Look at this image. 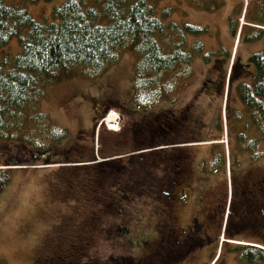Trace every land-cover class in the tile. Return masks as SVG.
I'll return each instance as SVG.
<instances>
[{
	"label": "rangeland",
	"instance_id": "obj_1",
	"mask_svg": "<svg viewBox=\"0 0 264 264\" xmlns=\"http://www.w3.org/2000/svg\"><path fill=\"white\" fill-rule=\"evenodd\" d=\"M64 1L7 0L20 2L38 20ZM166 7L173 8L167 21L204 29L198 36L185 35L188 50L199 40L203 51L193 52V74L177 81L174 92L147 109L137 106L138 56L126 50L96 76L74 71L47 87L40 110L49 115L46 122L65 132L63 140L41 135L30 121L22 139H0V167L17 163L7 166L10 181L0 193V264H44L57 253L67 260L61 264H128L129 259L130 264H247L228 246L241 241L239 234L235 239L221 234L184 256L162 259L156 243L172 226L173 234L183 237L194 217L203 222L220 196H229L233 181L240 186L264 178V129L249 125L250 110L238 94L241 79L252 83L256 74L249 57L264 50V33L252 38L264 32V0H160L158 14ZM236 22L242 26L235 35ZM6 51H20L17 38L0 57ZM207 76L214 81L201 90ZM187 104L192 108L181 136L186 144L162 146L160 131L147 125L156 127L164 107L174 113ZM163 150L173 161L182 156L173 200L162 188L154 189ZM215 151L222 161H214ZM171 173L164 177L166 184Z\"/></svg>",
	"mask_w": 264,
	"mask_h": 264
},
{
	"label": "trees",
	"instance_id": "obj_2",
	"mask_svg": "<svg viewBox=\"0 0 264 264\" xmlns=\"http://www.w3.org/2000/svg\"><path fill=\"white\" fill-rule=\"evenodd\" d=\"M159 1L65 0L38 20L20 2L0 0V50L13 38L20 47L17 54L6 51L0 57V139H22L25 122L30 121L42 129L41 135L63 140L65 132L48 123L49 115L40 110L47 87L74 71L96 76L126 50L138 56L133 78L137 106L147 109L162 94L174 92L177 81L193 74V52L203 51L199 40L188 50L185 35L198 36L204 29L167 21L173 8H162L159 15ZM232 27L236 35L239 22ZM263 33L259 30L252 38ZM249 62L256 71L253 84H239L238 94L250 110L249 125L264 129V50L251 54ZM12 164L17 165L0 167V193L10 181L7 166ZM232 252L247 264L264 261L260 248L236 247Z\"/></svg>",
	"mask_w": 264,
	"mask_h": 264
},
{
	"label": "flooded vegetation",
	"instance_id": "obj_3",
	"mask_svg": "<svg viewBox=\"0 0 264 264\" xmlns=\"http://www.w3.org/2000/svg\"><path fill=\"white\" fill-rule=\"evenodd\" d=\"M209 81L211 82L214 80L210 79L209 76L205 77L200 89H205ZM241 81L247 82L244 78H242ZM196 94H198V92H196L194 96H196ZM199 95L202 96L203 94ZM240 103L246 108L242 101H240ZM191 108L192 106L187 104L182 107V110L173 113L172 110L168 111L166 107H164L158 114L156 127L153 128L151 123H149L147 127L149 130L160 131V133L158 132L157 139L160 140L162 146L173 147L184 145L186 142L183 141L181 136L187 132V114L190 113ZM248 118L250 121V117ZM198 120V118L194 119L193 126H198ZM189 125L191 127V123ZM211 127H213V125H211ZM141 142L144 141L141 140ZM164 148L165 147H161V150ZM163 151V155L160 156L163 162L160 167H158V181L153 180L154 183L157 184L154 189L160 191V188H162L164 191L163 196L169 198V200H173L177 195V193L173 192V189L176 187L177 178H179L183 170V166L181 165L182 156L176 153L179 160L173 161V159L170 160V158L165 155L168 151ZM214 153V161L217 162L219 159L222 161L223 156L221 157V153L219 151H215ZM167 158H169L167 162L170 163L168 165H166L167 162H165ZM171 163L173 165H171ZM171 168L173 169L172 173ZM167 173L171 174L170 180H168L166 184L164 177ZM218 187L219 185L216 187L217 189H215V192L220 189ZM181 192H183V190ZM185 192L186 190L184 189L182 197ZM227 192L229 196H220L218 203L207 210L203 222L194 217L192 226L188 231L185 229L186 231L183 237H179V234H173L175 230L174 226H172V229L164 232L162 236H158V242L156 244L158 245L159 243L160 246L158 249L161 255L160 259L171 255L184 256L193 250H197L199 246L203 247L205 242H212L216 240V238L219 239L221 234L234 239L237 234L240 235H238L239 240H241L239 243L233 242L232 245H228L232 246V248L246 247L258 249L261 248L260 245L264 246V178H258L255 181L240 184V186L233 181L231 183V190L230 187L227 186ZM160 233L161 231H159V234ZM246 237H254L255 241L245 239ZM72 258H76V256L73 255V251H70L69 262H73ZM45 259L46 261L44 264H61L63 261H67L58 253L57 255H49Z\"/></svg>",
	"mask_w": 264,
	"mask_h": 264
},
{
	"label": "bare ground",
	"instance_id": "obj_4",
	"mask_svg": "<svg viewBox=\"0 0 264 264\" xmlns=\"http://www.w3.org/2000/svg\"><path fill=\"white\" fill-rule=\"evenodd\" d=\"M108 121L110 122V124L112 125L111 128L115 129V126L113 125V121H112V116L109 117Z\"/></svg>",
	"mask_w": 264,
	"mask_h": 264
}]
</instances>
